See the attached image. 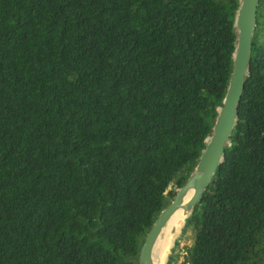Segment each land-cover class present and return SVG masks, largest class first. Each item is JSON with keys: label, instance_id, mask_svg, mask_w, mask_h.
Instances as JSON below:
<instances>
[{"label": "trees", "instance_id": "16d2710c", "mask_svg": "<svg viewBox=\"0 0 264 264\" xmlns=\"http://www.w3.org/2000/svg\"><path fill=\"white\" fill-rule=\"evenodd\" d=\"M238 4L0 0V264H137L211 134ZM257 8L231 145L166 264H264Z\"/></svg>", "mask_w": 264, "mask_h": 264}, {"label": "water", "instance_id": "95a60500", "mask_svg": "<svg viewBox=\"0 0 264 264\" xmlns=\"http://www.w3.org/2000/svg\"><path fill=\"white\" fill-rule=\"evenodd\" d=\"M257 6L258 0H239L233 23L236 41L232 74L226 87L222 105L217 111V118L211 134L206 140V146L199 156V162L194 172L185 181V185L177 190L176 195L160 212L146 234L140 246L137 264H153V247L163 228L178 210L181 209L188 215L191 214L224 161L225 150L231 145V135L238 122L237 109L243 95L246 79L249 76ZM191 192V196L186 201ZM166 259L168 260V257Z\"/></svg>", "mask_w": 264, "mask_h": 264}, {"label": "bare ground", "instance_id": "6f19581e", "mask_svg": "<svg viewBox=\"0 0 264 264\" xmlns=\"http://www.w3.org/2000/svg\"><path fill=\"white\" fill-rule=\"evenodd\" d=\"M192 192L187 197L186 201L191 196ZM187 213L183 210H178L169 222L166 224V227L163 228L161 233L159 234L157 241L155 242L154 249L152 252V263L153 264H163L165 263L164 259L166 258L169 250L173 247V244L178 236V229L181 223H184L185 218L187 217ZM182 225V224H181Z\"/></svg>", "mask_w": 264, "mask_h": 264}, {"label": "rangeland", "instance_id": "374dc122", "mask_svg": "<svg viewBox=\"0 0 264 264\" xmlns=\"http://www.w3.org/2000/svg\"><path fill=\"white\" fill-rule=\"evenodd\" d=\"M171 190H173L172 186H170L168 191H171ZM184 222H185V220H184ZM181 224H180L181 227H179V229L177 231V233H178L177 239L175 240V242L172 246L173 248L171 250H169L166 258L169 257L171 254L183 255L184 249H185L184 246L189 245L191 243L190 238H189V232L183 233L184 223H181ZM166 258L164 259L165 263L167 261ZM180 259H181V256H180ZM165 263L163 262V264H165Z\"/></svg>", "mask_w": 264, "mask_h": 264}]
</instances>
